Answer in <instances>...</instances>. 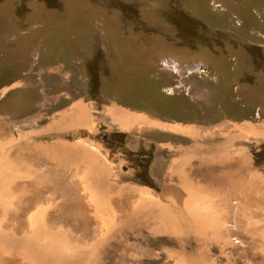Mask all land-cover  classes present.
<instances>
[{
  "label": "rangeland",
  "instance_id": "374dc122",
  "mask_svg": "<svg viewBox=\"0 0 264 264\" xmlns=\"http://www.w3.org/2000/svg\"><path fill=\"white\" fill-rule=\"evenodd\" d=\"M263 121L264 0H0V155L11 164L3 180L29 208L19 215L6 201L0 212L17 215L0 226L18 224V234L42 244L25 260L0 250V264H40L50 241L57 258L85 251L89 264H264V205L253 217L230 197L234 211L222 215L205 168L224 142L233 168L244 164L263 181L264 136L248 135ZM82 151L88 160L71 158ZM175 164L186 180L168 175ZM224 175L219 188L231 196ZM243 176L234 173V187L249 185ZM140 196L154 214L187 200L183 208L204 223L195 235L166 234L157 217L127 208Z\"/></svg>",
  "mask_w": 264,
  "mask_h": 264
},
{
  "label": "bare ground",
  "instance_id": "6f19581e",
  "mask_svg": "<svg viewBox=\"0 0 264 264\" xmlns=\"http://www.w3.org/2000/svg\"><path fill=\"white\" fill-rule=\"evenodd\" d=\"M79 105V104H78ZM74 109H75V107H74ZM77 109L78 110H76V111H74V116H75V118L76 119H74V121L75 122H80V121H82L83 120V113H82V111H84L83 109H82V107L81 106H78L77 107ZM116 113V112H115ZM122 113H120V115H121ZM73 116V117H74ZM124 116H125V114H124ZM113 118H114V116H112ZM121 117H123V116H121ZM56 120V119H55ZM59 120H61L60 119V117H59ZM77 120V121H76ZM123 120V119H122ZM58 121V120H57ZM56 121V122H57ZM264 122V121H263ZM125 123V122H124ZM57 124V123H56ZM262 124V123H261ZM59 125V124H58ZM122 125H124V124H122ZM126 125V124H125ZM179 127V126H178ZM262 128H260V129H258V130H256L255 128V130L253 129V128H250V132L251 131H253V132H251V133H249L248 135H251V134H253L254 135V137H255V135H258L257 133H261L260 134V136L261 137H263L264 136V123L262 124V126H261ZM248 128H249V126H248ZM248 130V129H247ZM180 131H184V130H180ZM245 134V133H244ZM259 136V135H258ZM231 140V138H228L227 140H226V142L227 143H229V141ZM1 146V145H0ZM50 146V145H49ZM59 146L60 147H64V146H62V145H51L49 148H52V151H55V152H58L59 153V151H58V149H59ZM208 146H211V144H209ZM213 146V145H212ZM217 146H219V145H216V146H213V147H215V154H214V157H213V159H212V162H210V163H208V164H210L211 165V167H207V166H205V168L208 170V175H209V177H211V179L209 180V183H207L208 185H206V192L208 193H212V194H210V195H212V199H215V200H217L216 202H214V203H217L218 204V211H220L219 210V207H223L224 209H222L221 211L223 212H221L222 213V215L224 214V211H225V213H227L228 211H229V209H230V213L231 212H233L234 211V208L235 207H231V206H229V204H228V202H227V200H229V198L230 197H233V198H235V196H237V206L238 205H240L241 204V206H242V208H243V211L244 212H248V213H252L253 215V217L254 216H259V215H261V214H263V213H261V214H257L255 211H254V208H256L259 204H263L264 205V179H263V181H261V182H259V179H258V177H257V175H255V174H251L252 176H250V173H244L243 171H244V169L245 170H247L248 172H249V168L248 167H245V168H243L242 167V165H244V164H242V165H240V166H238V167H236V168H233V165H231L232 163H234L235 161H233V158H234V156H228L227 155V152L229 151V148L228 147H226V144L223 142V144H222V148H217ZM1 148V147H0ZM34 148V147H33ZM48 148V149H49ZM56 148H58V149H56ZM67 148V147H66ZM3 149V148H2ZM81 149V148H80ZM221 149H222V151H221ZM0 151H1V149H0ZM63 152L62 153H64V154H66L65 152H64V150H62ZM2 152V151H1ZM10 152V151H9ZM68 152V151H67ZM82 152H84V153H80V154H78V153H76L77 154V156L75 155L74 157H71L72 159H74L75 157H77L79 160L80 159H87V158H89L90 156H91V154L90 153H87V152H85V151H82ZM70 153V156H72L74 153H72V152H69ZM80 156V157H79ZM93 156V155H92ZM2 156L0 155V208H1V206L4 204V205H7V204H10V206L12 205V208L11 209H19V211H20V213H18L19 215L20 214H23L24 212H28V211H26V210H28L29 208H28V206L27 205H24V204H27V203H22V201H21V199H18V197L19 196H23V191H21V192H19V191H17V189H11V187L13 188V186H11V187H9L11 184L8 182V184H10V185H8V186H6V183H5V179L3 180V178L6 176L4 173V170H3V166H6V165H8V161H7V159L9 160V158H8V156L6 157L7 159H5V158H1ZM69 157V156H68ZM87 157V158H86ZM94 157V156H93ZM221 157H223V158H226V157H228L227 159H223V158H221ZM95 158V157H94ZM2 159V160H1ZM39 159V158H38ZM61 159H63V158H61ZM95 159H98V158H95ZM237 159H239V158H237ZM69 160H71L70 158H69ZM88 160V159H87ZM90 160V159H89ZM240 160V159H239ZM38 161V160H37ZM39 161H41V160H39ZM63 161V160H62ZM97 162V160L95 161V163ZM215 162V163H214ZM241 162V161H240ZM12 163V162H11ZM40 163V162H39ZM61 163V162H60ZM94 163V164H95ZM214 163V164H213ZM66 164V163H65ZM9 165L11 166V164L9 163ZM14 165V164H13ZM92 165V164H91ZM9 166V167H10ZM102 166L103 167H105L103 164H102ZM172 167V169H171V171L168 173V175L171 177V178H174V179H177V180H179V181H182L183 179L182 178H185V180H186V178H188L187 176H188V173H187V169H186V167H184L183 166V164L182 165H180V166H177L176 164L175 165H171ZM14 170V169H13ZM89 170V169H88ZM4 173H3V172ZM53 171V170H52ZM173 171V172H172ZM217 171H219L220 173H217ZM12 172V171H11ZM16 172V171H15ZM237 172V174L239 173L241 176H243V175H245L246 177H247V179H248V177H249V181H247L248 182V186L244 189V188H241L240 186H238V185H235V187L233 186L234 184L232 183V178H233V176H234V173H236ZM194 174H195V172H193ZM4 174V175H3ZM6 174H8V173H6ZM16 174V173H15ZM14 174V175H15ZM224 174H227L228 175V177L230 178V183H229V188H227V189H229L230 190V192L232 193V195L231 196H225L226 194H224L223 193V197H222V194H221V190H220V188H219V186L221 185V183H224V181L221 179V177H222V175H224ZM10 175V174H9ZM9 175H7V176H9ZM233 175V176H232ZM6 176V177H7ZM11 176V175H10ZM224 176H226V175H224ZM168 177V176H167ZM227 178V177H226ZM251 178V179H250ZM13 179V178H12ZM19 179V178H18ZM225 179V178H224ZM236 179V178H235ZM242 179H245L244 178V176H243V178ZM246 179V180H247ZM6 180L8 181L9 179H7L6 178ZM14 181L16 180L15 179V177H14V179H13ZM228 180V179H227ZM226 180V181H227ZM237 180V179H236ZM6 181V182H7ZM12 181V180H11ZM63 181V180H62ZM225 181V182H226ZM244 181V180H243ZM243 181L241 182V184L243 183ZM234 182H236V181H234ZM250 182V183H249ZM227 183V182H226ZM239 182H237V184H238ZM14 184V183H13ZM22 184H23V182H22ZM174 184V183H173ZM241 186H243V184L241 185ZM19 188H21L22 189V187L19 185L18 186ZM18 187H16V188H18ZM46 187V186H45ZM170 187H171V185H170ZM172 188V187H171ZM171 188L169 189V190H171ZM216 188V189H215ZM106 189H109L111 192H113V191H115L116 193H118L119 192V190L120 189H122V188H118L117 186H115V185H113V184H110V185H106ZM210 189V190H209ZM237 189V190H236ZM10 190H15V191H17V192H15V197L14 198H12V199H10L9 200V196H10ZM169 190H167V191H169ZM217 190V191H216ZM224 190H226V189H224ZM224 190H223V192H224ZM10 191V192H9ZM131 192H132V194H130L131 196H137V192L135 191V190H133V189H131ZM11 193H14V192H11ZM121 193V192H120ZM226 193V192H225ZM54 194H55V192H54ZM68 194V193H67ZM109 194V193H108ZM107 194V195H108ZM123 193H121V195H122ZM34 195V194H33ZM53 195V194H52ZM51 195V196H52ZM3 196H6V198L7 199H2V197ZM62 198H63V202H61L60 203V207H64V206H67L66 207V209H68L67 210V213H69V211H72L71 210V206L68 204V202H69V197L67 196V195H65V194H63L62 196H61ZM124 197V196H123ZM134 197V198H135ZM191 197V196H190ZM146 197H142V196H140V197H137L136 198V200L138 201V202H136L135 200H133L132 198H129V201L128 202H130L131 201V204H130V206L127 204V208L135 215V218L137 217V216H139V215H141V216H148V218H149V216H150V218H152V220H154V218L155 217H157L156 218V220H155V222L158 224V225H160L159 227H157L158 229L159 228H162L160 231H166V234L167 233H172V234H174V233H179V236H180V234H185V235H188V234H194V232H196L195 234H197V230H198V221H199V218H200V212L197 214V211L198 210H191V211H186L185 210V208H183V207H188V206H190L189 205V203L188 204H186L185 205V203L187 202V200L185 201H181L180 203H177V202H175L174 203V205H166L167 206V209H166V207H165V205H163V207H165V209H164V211L163 210H161V208L159 209V210H157L156 211V213L154 214V211L156 210V208H154L153 206H150V201L148 200V199H145ZM54 199V198H53ZM231 199V198H230ZM28 200V199H27ZM180 200V199H179ZM7 201V204L5 203ZM24 201V200H23ZM25 201H26V199H25ZM32 201V200H31ZM72 201V200H71ZM109 201V200H108ZM148 201H149V203H148ZM165 201V200H164ZM211 201H213V200H211ZM223 201H224V203H223ZM29 202V201H28ZM110 202V201H109ZM132 202H134L133 204H132ZM160 202V201H159ZM162 202V201H161ZM160 202V203H161ZM230 202V201H229ZM240 202H243V203H240ZM32 203V202H31ZM31 203H29V205L31 204ZM71 203V202H70ZM111 203H113V202H111ZM154 203V202H153ZM157 203V202H156ZM69 206H68V205ZM72 204V203H71ZM171 204V203H170ZM173 204V203H172ZM154 205V204H153ZM157 205H159V203L157 204ZM156 205V206H157ZM188 205V206H187ZM99 206V205H98ZM124 206L125 205H123V203H118V209H121V208H124ZM226 206V207H225ZM70 207V208H69ZM231 207V208H230ZM238 207H240V206H238ZM237 207V208H238ZM263 207V206H262ZM96 208H98V207H96ZM115 208V207H114ZM158 208V207H157ZM196 208V207H195ZM33 209V208H32ZM31 209V210H32ZM98 209H100V208H98ZM128 209H125V210H128ZM221 209V208H220ZM260 209V208H259ZM236 210V209H235ZM238 210V209H237ZM130 211H128V212H130ZM14 213V210L13 211H11V213ZM122 212V211H121ZM130 212V213H131ZM31 213H32V211H31ZM131 213V214H132ZM3 215V218L0 216V220H1V222H4L5 221V218L6 219H12L13 217H16V215L17 214H13V215H11V214H9V216L10 217H12V218H8V217H6V215H8L7 213L6 214H3L2 212H0V215ZM29 214V213H28ZM33 214V213H32ZM90 214V213H89ZM98 214V213H97ZM111 214H113L112 213V211H111ZM129 214V213H128ZM153 214H154V216H153ZM18 215V216H19ZM34 215V214H33ZM74 215V214H73ZM217 215H219V214H217ZM248 215H251V214H248ZM37 216V215H36ZM41 216V215H40ZM101 216V215H100ZM122 216V215H121ZM144 216V217H145ZM225 216V215H224ZM223 216V217H224ZM229 216V215H228ZM63 217V216H62ZM61 217V218H62ZM112 217V216H111ZM118 218H121V217H119V216H117ZM217 217V216H216ZM233 217V216H232ZM236 217V216H235ZM264 217V216H263ZM26 218V217H25ZM30 218V217H29ZM60 218V219H61ZM64 218V217H63ZM62 218V219H63ZM67 219H69V220H71V221H69V222H76V218H73L72 216H70L69 214H68V217H66ZM138 218V217H137ZM229 218V217H228ZM27 219V218H26ZM59 219V220H60ZM61 219V220H62ZM223 219H225V217L223 218ZM222 219V220H223ZM238 219V218H237ZM251 219V218H250ZM22 220H23V217H22ZM128 219H126V221H127ZM221 220V219H220ZM220 220H218L219 222H220ZM15 221V220H14ZM17 221V220H16ZM40 221H42V220H40ZM50 221V220H49ZM62 221H65L64 219L62 220ZM68 220H66V222H67ZM100 221V220H99ZM111 221V220H110ZM116 221V220H115ZM121 221H124V220H121ZM224 221V220H223ZM7 222V221H6ZM5 222V223H6ZM20 222V221H19ZM59 222V221H58ZM79 222V221H78ZM119 222V221H118ZM130 222H133L134 223V221H130ZM136 222V221H135ZM152 222V221H151ZM200 223H201V221H199ZM18 223V222H17ZM30 223V222H29ZM29 223H28V225H29ZM40 223V222H39ZM53 223V222H52ZM103 223V222H102ZM115 223V222H114ZM124 223V222H123ZM139 223V222H138ZM202 223H204L203 221H202ZM201 223V224H202ZM227 223V222H226ZM1 224V223H0ZM104 224V223H103ZM128 223H126V225H127ZM146 224V223H145ZM42 225V224H41ZM80 225V224H79ZM79 225H78V223H77V226H78V228H80L79 227ZM82 225V224H81ZM107 225V224H106ZM130 225V224H129ZM162 225V226H161ZM12 226V227H11ZM18 226V227H17ZM35 225H33V227H34ZM43 226V225H42ZM42 226H40V225H36V227H34V229L32 230V232H31V230H30V232H31V234H32V236H37L38 235V233L36 232V230H38L40 227H42ZM103 226V225H102ZM108 226V225H107ZM111 226V225H110ZM109 226V227H110ZM115 226V225H114ZM139 225H137V227H138ZM2 225L0 226V250H6L7 249V252L10 254V255H15V256H17L18 255V257L20 256V258L21 259H27L26 258V256H28L29 254L28 253H34V254H36L37 252V246L38 245H42L41 243L40 244H38V245H36V243H38V242H36L35 243V240L34 239H32V240H30L28 237H27V235H22V234H20L21 233V231H23V230H21V228H20V225H18V224H16V225H14V223L13 224H8L7 226H3L2 228ZM28 227V226H27ZM31 227L32 226H30L29 225V227H28V229H31ZM69 227V226H68ZM71 227V226H70ZM104 227V226H103ZM127 227V226H126ZM130 227V226H129ZM132 227H134L133 226V224H132ZM203 227V226H202ZM205 227V226H204ZM9 228V229H8ZM65 228V227H64ZM97 229H98V227H96ZM106 228H108V227H106ZM112 228H114V227H111V229ZM135 229H136V227H134ZM133 228V229H134ZM206 228V227H205ZM213 228H214V226H213ZM8 229V230H7ZM36 229V230H35ZM41 229V228H40ZM39 229V230H40ZM49 229V228H48ZM47 229V230H48ZM59 229H61V228H59ZM71 229V228H70ZM73 229H74V225H73ZM26 230V229H25ZM65 230V229H64ZM75 230H77V229H75ZM81 230H82V228H81ZM80 230V231H81ZM101 230V229H100ZM107 230V229H106ZM106 230H105V232H106ZM206 230V229H205ZM43 231V230H42ZM71 231V230H70ZM83 231H85V230H83ZM87 231V230H86ZM103 231V230H102ZM109 231V230H108ZM111 231V230H110ZM130 231V230H129ZM135 231V230H134ZM157 231V230H156ZM199 231H202V229L200 230L199 229ZM198 231V232H199ZM17 232H20L19 234L17 233ZM29 232V231H28ZM61 232V231H60ZM72 232V231H71ZM89 232V231H88ZM87 232V233H88ZM97 232V231H96ZM101 232V231H100ZM114 232V231H113ZM131 232V231H130ZM253 232V231H252ZM23 233H25V231L23 232ZM49 234L51 233V232H48ZM85 233V232H84ZM98 233V232H97ZM136 233V232H135ZM53 234V233H52ZM52 234H51V237H52ZM54 234H55V232H54ZM83 234V233H82ZM102 234V233H101ZM106 234H107V232H106ZM119 234V233H118ZM130 234H132V233H130ZM194 234V235H195ZM40 235V234H39ZM63 235V234H62ZM137 235V234H136ZM135 234H134V237L136 236ZM201 235V234H200ZM42 236H44V235H42ZM41 236V237H42ZM94 236V235H93ZM96 236V235H95ZM99 236V235H98ZM119 236V235H118ZM173 236V235H172ZM65 237H68V236H65ZM109 237V236H108ZM137 237V236H136ZM31 238V237H30ZM48 238V237H47ZM189 238V237H188ZM37 239V238H36ZM75 239V238H74ZM83 239V238H82ZM263 239H264V236H263ZM45 240H47V239H45ZM48 240H49V238H48ZM47 240V241H48ZM53 240H54V238H53ZM80 240H81V238H80ZM79 240V241H80ZM98 240H100V239H98ZM178 240V239H177ZM42 241H43V239H42ZM50 241V240H49ZM101 241V240H100ZM106 241V240H105ZM113 241V240H112ZM121 241V240H120ZM264 241V240H263ZM51 242V241H50ZM49 242V245H48V243L46 244V245H48V246H46L44 243V245H45V247H43L42 249H41V251H42V253L44 254H46V256H47V258H44L43 260H41L39 263L40 264H89L88 263V261H86L85 260V255H84V252H82V253H77V252H75V251H72V252H74V253H77V254H73V256H70V257H68V256H59V258H57L58 257V254H59V252L58 251H56L55 249H54V246L52 247L51 246V243ZM53 242H55V240L53 241ZM82 242V241H81ZM88 242V241H87ZM86 242V243H87ZM99 242V241H98ZM104 242V241H103ZM46 243V242H45ZM70 243V242H69ZM77 243V242H76ZM83 243H84V240H83ZM81 244L80 243V249H82V245H84V244ZM114 243V242H113ZM119 243V242H118ZM179 243V245L182 247V245H183V242L182 241H179L178 242ZM187 243V242H186ZM200 243V242H199ZM79 244V243H78ZM89 244V243H88ZM96 244H97V242H96ZM43 245V246H44ZM86 245V244H85ZM91 245V244H90ZM121 245H122V243H121ZM137 245V244H136ZM178 245V244H177ZM50 246V247H49ZM68 246V245H67ZM71 247H72V245H70ZM88 246V245H87ZM97 246V245H96ZM95 246V247H96ZM99 247H100V244L98 245ZM56 247V246H55ZM79 247V246H78ZM122 248L124 247V245L123 246H121ZM67 248V247H66ZM70 248V247H69ZM73 248V247H72ZM121 248V249H122ZM131 248H132V246H131ZM184 248V247H183ZM50 249H52V252H50ZM68 249V248H67ZM77 249V248H76ZM75 249V250H76ZM120 249V250H121ZM127 249V247H125V250ZM38 250H39V248H38ZM71 250V249H70ZM104 250V249H103ZM124 250V251H125ZM78 251V250H77ZM81 251H83V250H81ZM105 251V250H104ZM127 251V250H126ZM125 251V252H126ZM90 253H91V251H89ZM93 252V254L95 253L94 251H92ZM5 254H6V252H4ZM66 253H67V251H66ZM70 253V252H69ZM69 253H67L68 255H70ZM86 253H87V251H86ZM262 253V252H261ZM28 254V255H27ZM7 255V254H6ZM10 255H8V256H10ZM55 255H57V256H55ZM60 255V254H59ZM65 255V254H64ZM72 255V254H71ZM105 255V254H104ZM5 256V255H4ZM14 256V257H15ZM30 256V255H29ZM97 256V255H96ZM126 256V255H125ZM13 257V256H12ZM11 257V258H12ZM31 258H33V257H31ZM123 258V257H122ZM9 259V258H8ZM29 259V258H28ZM93 259H95V258H93ZM120 259V258H119ZM13 260V259H12ZM30 260V259H29ZM34 260V259H33ZM5 261H8L7 259H5ZM15 262L16 261H18V260H14ZM14 261H13V263H14ZM23 261V260H22ZM27 261V260H26ZM123 261V263L126 261H124V259L123 260H119L118 262H122ZM198 261V260H197ZM12 262V261H11ZM29 262V261H28ZM30 262H32V261H30ZM97 262V261H96ZM188 262H193V261H191L190 259L188 260ZM20 263H21V261H20ZM26 263V262H25ZM24 262H23V264H25ZM36 264L34 261L32 262V264ZM199 263V262H198ZM197 263V264H198ZM22 264V263H21ZM38 264V263H37ZM94 264V263H93ZM120 264V263H119Z\"/></svg>",
  "mask_w": 264,
  "mask_h": 264
}]
</instances>
